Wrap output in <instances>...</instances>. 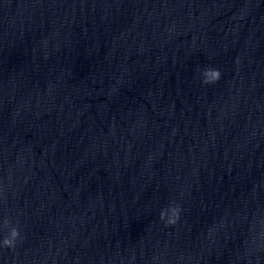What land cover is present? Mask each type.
Listing matches in <instances>:
<instances>
[{"label": "clouds", "instance_id": "1", "mask_svg": "<svg viewBox=\"0 0 264 264\" xmlns=\"http://www.w3.org/2000/svg\"><path fill=\"white\" fill-rule=\"evenodd\" d=\"M46 43V42H45ZM203 79L202 83L205 85H211L218 82L221 78V71L217 68L206 67L201 73ZM181 208L179 205H171L160 211V219L165 221L166 226L175 225L180 219ZM11 221L5 219L3 221V226L9 228L8 234L0 241V247L14 249L16 247L17 241L20 239V232L18 227H9Z\"/></svg>", "mask_w": 264, "mask_h": 264}]
</instances>
